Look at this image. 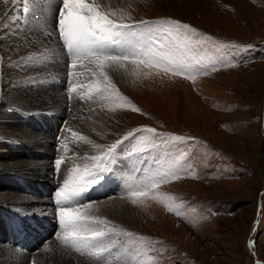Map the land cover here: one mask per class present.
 Masks as SVG:
<instances>
[{
	"label": "rangeland",
	"instance_id": "obj_1",
	"mask_svg": "<svg viewBox=\"0 0 264 264\" xmlns=\"http://www.w3.org/2000/svg\"><path fill=\"white\" fill-rule=\"evenodd\" d=\"M121 1L133 20L171 18L212 37L216 45L209 44L202 54L211 56L218 70L198 76L195 83L182 77H126L123 94L144 114L130 110L108 111L109 119H99L92 132L95 141L102 142L105 147L129 131L142 127L185 137L183 142L164 143L161 140L167 141L166 137L156 138L160 143L159 151L140 175L142 178L183 154L178 167L184 178L160 188L161 192L176 197L175 203L182 205V216L168 212L161 203L153 200L133 205L121 199L124 194L91 198L84 203L112 198L127 202L131 206L128 211H134V215H131L133 224L125 229L152 242L147 247L157 264H264V0ZM50 3L55 12L52 9L44 11L48 25L54 26L60 0H50ZM127 3L132 7H127ZM9 5L7 15L0 17V32L5 26L14 28L16 25L10 38H16L22 55L14 58V76L25 84L17 89L18 92L10 91L5 97L0 96V102L3 101L0 108V166L9 164L12 171H16L11 174L0 171V200H7L6 192L13 191L27 194L31 201L14 205L0 201V245L21 248L18 251L23 255L15 261L3 256L0 264H39L32 255L52 238L56 244L54 249L60 255L64 248L56 239L60 225L54 230L56 209L51 201V186L56 181L68 179L73 168L79 166L82 169L85 164H90L86 159L90 154L84 150L79 152V148L74 150L71 146L67 153L61 150L62 137L68 136L71 142L70 133L63 130L66 127L74 130L70 119L75 121L72 115L80 112L78 106L82 108L79 120L84 121L87 111L97 104L68 99V61L58 40L49 43L54 38L43 35L36 22H14L13 17L23 16L22 3ZM42 45L53 48L55 56L39 65L25 64L28 56L43 51ZM229 63L235 66H224ZM76 71L85 70L78 68ZM87 74L81 80H85ZM1 84L0 81V91ZM21 92L24 97L19 95ZM10 102H16L20 107L12 108ZM83 106L86 109L84 115ZM57 119L65 120L58 139L54 133V130L58 131ZM7 131L13 133L9 135ZM75 131L79 130L75 127ZM147 135L137 133L131 140L138 145L142 143L140 137ZM96 154L99 149L91 153ZM61 155L66 157V162L58 172L55 161ZM52 157H55L53 162ZM141 157L143 160L145 155L141 154ZM17 159L47 161L44 168L48 177L42 176L43 168L36 174L19 173L20 164L13 163ZM137 162L139 160L132 157L133 167ZM189 172L194 173L195 178L188 175ZM42 195L50 199L49 203H36ZM39 204L47 207L46 214L35 210ZM2 210L19 214L24 229L31 235L25 242L26 248L6 236L4 217L10 216ZM27 219L32 222L28 223ZM37 226H41V230ZM119 239L121 243L127 240ZM73 253L89 264H96L90 258ZM54 257L45 253L48 263L60 262ZM107 259L109 264H124L123 260L116 261L111 256Z\"/></svg>",
	"mask_w": 264,
	"mask_h": 264
},
{
	"label": "snow or ice",
	"instance_id": "obj_2",
	"mask_svg": "<svg viewBox=\"0 0 264 264\" xmlns=\"http://www.w3.org/2000/svg\"><path fill=\"white\" fill-rule=\"evenodd\" d=\"M0 3L5 6L9 3H22L23 16L13 17L14 22H36L43 35L54 38L49 43L56 39L62 42L60 47L66 49L71 61L66 65L70 101L77 99L97 104L101 110L109 112L130 110L143 115L121 92L117 76L136 79L151 76L182 77L195 83L198 76H206L218 70L212 57L202 54V50H206L209 44L216 45L212 37L171 18L136 22L124 10L120 0H60L54 26L48 25L44 11L52 9L55 12L50 0H0ZM127 7H132V4L127 3ZM3 38L0 36V39ZM42 47V52L28 56L24 63H45L55 56L53 48L47 45ZM3 63L4 59L0 57V66ZM224 66L235 65L229 63ZM78 68L85 71H76ZM86 73L90 75L81 80ZM63 131L70 133L72 143L90 145L99 149V154L86 157L90 164H85L82 169L79 166L73 168L68 179L55 193L56 216L60 225L56 239L65 249L90 258L96 264H101V261L109 264L108 256L116 261L123 260L124 264H157L155 257L149 254L147 246L152 242L147 237L113 224L99 214L100 208L94 206V202L73 206L72 201L102 183L108 163L117 148L129 137L147 133L149 135L141 136L140 139L149 146H155L156 138H167V141L161 140V143L183 142L186 138L158 132L153 127H142L129 131L122 139L104 147L79 131L68 127ZM60 148L65 153L69 151L68 136L61 138ZM140 150L146 151L147 148ZM183 158L181 154L171 162L151 170L134 184H129L121 199L133 205L153 200L161 203L168 212L182 216V205L175 203L176 197L161 192L160 188L184 178L181 175L182 169L178 167ZM65 162L64 155L55 161L58 172ZM188 175L195 178L192 172ZM121 237L127 238L125 243L120 242ZM44 250L49 249L45 247Z\"/></svg>",
	"mask_w": 264,
	"mask_h": 264
},
{
	"label": "bare ground",
	"instance_id": "obj_3",
	"mask_svg": "<svg viewBox=\"0 0 264 264\" xmlns=\"http://www.w3.org/2000/svg\"><path fill=\"white\" fill-rule=\"evenodd\" d=\"M120 3L122 4V1L120 0ZM8 7H10V5L8 4L7 6H5L4 4L0 3V17L6 14ZM6 19V18H5ZM11 24V23H10ZM14 24V23H13ZM2 25V24H1ZM12 25V24H11ZM4 26V25H3ZM14 28L16 29V25L14 24ZM13 27H6L4 28L1 32H0V36H3V39H0V57H3L4 59V63L2 66H0V81H1V86H2V90L0 91V96L1 97H5L6 94L10 91H17L18 92V88H21L22 86H24L25 83H21V81L19 79H17L16 77L18 76H14L15 70L13 67V61L15 57H19L22 54H19V50H21V48L19 49V46L16 44V38H10L12 34V30L14 29ZM37 35V34H36ZM15 36V35H14ZM28 36V35H27ZM25 36V37H27ZM31 38V36L29 37ZM33 43V42H32ZM22 46V45H20ZM24 46V45H23ZM37 46V45H36ZM30 47V46H29ZM32 48H36V47H32ZM31 48H29L30 50ZM33 51V50H32ZM37 51V50H36ZM24 52V51H23ZM28 56V55H27ZM22 57V56H21ZM23 57H25L23 55ZM62 59V58H61ZM55 60V59H54ZM15 63V62H14ZM50 64V63H49ZM39 65V64H38ZM35 66V65H34ZM56 66V65H54ZM51 67V66H50ZM58 67V66H57ZM16 68V67H15ZM20 68V67H19ZM36 68V67H35ZM54 68V67H53ZM61 69V68H60ZM34 70V69H33ZM57 70V69H56ZM31 71V70H30ZM35 71V70H34ZM52 71V70H51ZM55 70H53L54 72ZM21 72V71H20ZM23 73V72H22ZM61 73V72H60ZM19 74V73H18ZM28 74V73H27ZM30 74V73H29ZM36 74V72H35ZM39 74V73H38ZM89 74V73H88ZM87 74V76H88ZM22 75V74H21ZM26 75V74H25ZM33 75V73H32ZM90 75V74H89ZM36 76V75H34ZM21 77V76H20ZM28 77V76H27ZM31 77V76H30ZM84 78V77H83ZM24 79V78H23ZM131 79V78H129ZM116 81L118 83V87L121 89V92L124 93V83L126 81V77L122 78L120 76L116 77ZM27 90V89H25ZM24 90V91H25ZM23 91V92H24ZM21 92L19 95L21 97H24L22 95ZM14 95V94H13ZM0 97V98H1ZM17 99V98H16ZM14 100V99H13ZM20 103V100H18ZM25 101V100H24ZM28 101V100H27ZM23 102V100H22ZM2 102H0V108H2ZM12 108H16V107H20L17 105L16 102H10L8 103ZM20 105H24V104H20ZM29 105V104H28ZM27 105V106H28ZM30 106H28L27 108H29ZM40 107V106H39ZM79 107V113L77 115L73 114L72 116L75 117V121H73L72 119H70V122L72 125H74L80 133H82L83 135L88 136L91 140L95 141V138H93L92 132L95 130L96 126H97V121L99 119H102L103 121H106L108 118V115L110 114L107 110H101L99 105H94V108H90L89 111H87V115L85 113V108H84V112L83 115L84 117V121L79 120L80 117H82L81 113V107ZM22 110H25L23 107H21ZM30 109V108H29ZM34 109V108H33ZM92 109H94V111H92ZM88 110V109H87ZM28 112V111H26ZM109 113V114H108ZM78 116V118H76ZM2 118V117H1ZM0 118V120H1ZM4 118V117H3ZM69 122V123H70ZM93 124V125H92ZM71 125V126H72ZM73 127V129L75 130V127ZM3 128V127H2ZM101 128V127H100ZM99 129V128H98ZM5 130V129H3ZM7 133L10 135L11 133H13L11 131ZM24 134L27 136V132H24ZM68 134V133H67ZM97 134V133H96ZM3 135V134H2ZM95 136V135H94ZM31 140H33L34 138L31 136L30 137ZM38 140H41V138H36ZM71 140V139H70ZM96 143H98L99 145L103 146L104 144H100L99 141H95ZM73 147L74 150H77L80 152V150H84L88 153V155L92 152H96L98 151V149H94L92 148L90 145H85V144H75L70 142L69 143V147ZM70 147V148H71ZM105 147V146H104ZM77 148V149H76ZM76 154V152H75ZM82 154V153H81ZM84 155V154H83ZM88 157V156H87ZM2 158V157H1ZM69 158V157H68ZM78 158V156H77ZM84 159V158H83ZM27 159H17L14 162H18L20 164V169L17 170L19 171V173H23L26 172L28 174H36L38 172H40V169H42V176L43 177H48L49 173L46 172L44 166L47 164L45 160H36V161H26ZM3 162H6V160H3ZM12 162V161H11ZM8 163V162H7ZM9 165V164H8ZM8 165H2L0 166V171H2L4 174H11V173H16V171H12L13 167L8 166ZM36 184H34L33 186H35ZM5 187V185L3 186ZM39 187V186H37ZM36 187V188H37ZM30 190V189H27ZM33 192V191H32ZM8 194V196L6 199H1L0 201H5L8 202V204L14 205V204H28L31 201V198L27 195V194H22L19 192H13V191H7L6 192ZM50 200V199H49ZM48 197L47 196H41L39 199H36V203H49ZM94 202V201H93ZM127 202L123 201V200H118V199H109V200H105V201H101V202H94V206H97L100 208V215L105 216L106 218H108L110 221L113 222V224L116 225H120L123 228H127L130 224L132 225V217L131 215H134V211L129 212L128 208L131 207L129 205L126 204ZM40 205V204H39ZM49 205V204H48ZM20 207H24V206H20ZM133 209V208H132ZM35 210H39L42 213L46 214L48 209L46 206L44 205H40V206H36ZM4 212V210H2ZM8 211H12V210H8ZM5 214V212L3 213ZM28 223H31L30 219H27ZM23 223V222H22ZM3 230V229H2ZM6 244V243H5ZM45 247H47L49 250L45 251ZM14 248V249H13ZM8 247L5 245H0V260L2 259L3 256H7L9 258H12L14 261L15 260H19L22 259V256L20 254V252L18 250H21V248L17 249L15 247ZM42 248V249H41ZM37 252L33 253L32 257L33 259L36 261V263L39 261V264H51L48 263L46 261L45 258V253H50L53 256H55L54 258H56L55 260H59V263H53V264H89L88 262H86L84 259L80 258L79 256H77L76 254H74L72 251L62 248L60 250V253L54 249L56 248V244H55V240L52 238L51 240H49L48 242H46V244H43ZM23 250V249H22ZM29 256V255H28ZM31 256V255H30ZM29 256V257H30ZM29 263V262H28Z\"/></svg>",
	"mask_w": 264,
	"mask_h": 264
},
{
	"label": "crops",
	"instance_id": "obj_4",
	"mask_svg": "<svg viewBox=\"0 0 264 264\" xmlns=\"http://www.w3.org/2000/svg\"><path fill=\"white\" fill-rule=\"evenodd\" d=\"M5 214H9L10 217H12V214L15 216L14 211H8V210H4ZM9 212H11L12 214H10ZM19 218V217H18ZM32 222V221H31Z\"/></svg>",
	"mask_w": 264,
	"mask_h": 264
}]
</instances>
